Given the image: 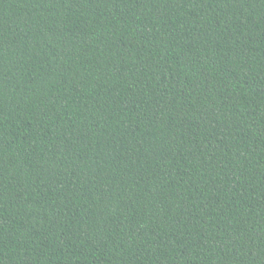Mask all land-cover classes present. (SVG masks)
Wrapping results in <instances>:
<instances>
[{
	"label": "trees",
	"instance_id": "16d2710c",
	"mask_svg": "<svg viewBox=\"0 0 264 264\" xmlns=\"http://www.w3.org/2000/svg\"><path fill=\"white\" fill-rule=\"evenodd\" d=\"M0 264H264V0H0Z\"/></svg>",
	"mask_w": 264,
	"mask_h": 264
}]
</instances>
